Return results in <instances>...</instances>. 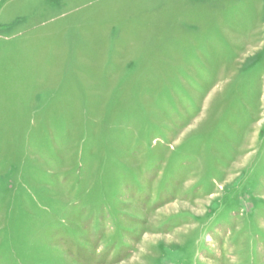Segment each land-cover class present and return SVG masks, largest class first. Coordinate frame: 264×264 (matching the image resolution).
I'll return each instance as SVG.
<instances>
[{
    "label": "rangeland",
    "instance_id": "rangeland-1",
    "mask_svg": "<svg viewBox=\"0 0 264 264\" xmlns=\"http://www.w3.org/2000/svg\"><path fill=\"white\" fill-rule=\"evenodd\" d=\"M0 264H264V0H0Z\"/></svg>",
    "mask_w": 264,
    "mask_h": 264
}]
</instances>
